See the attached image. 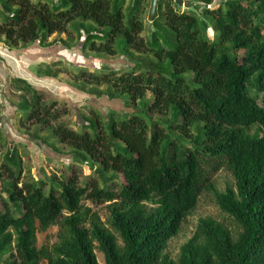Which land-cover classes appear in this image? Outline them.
<instances>
[{
    "label": "trees",
    "instance_id": "trees-1",
    "mask_svg": "<svg viewBox=\"0 0 264 264\" xmlns=\"http://www.w3.org/2000/svg\"><path fill=\"white\" fill-rule=\"evenodd\" d=\"M179 1L205 4L214 39L203 35L204 17L176 9L172 0L158 1L150 38L143 34L146 0H132L127 12L122 0H69L66 8L41 0H4L1 12L7 18L0 23V37L15 54L82 19L96 23V32L83 23L80 27L91 50L117 55V42L126 50L169 60L173 69L168 75L158 64L145 62L121 73L79 74V79L110 84L112 90L103 95L128 108L110 109L107 123L92 108V132L86 125L77 131L64 122L55 124L68 113L70 99L18 79L29 103L21 122L50 129L73 149V158L98 166L97 178L89 180H80L72 168L57 183L53 177L20 185V169L9 151L3 165L10 181L0 191V258L9 255L5 264H101L97 250L105 264H264V0H223L216 7H210L215 0ZM163 24L176 43L156 45ZM106 27L104 42L97 44L98 32ZM224 43L242 53L220 52ZM53 78L62 91L78 89ZM251 86L262 94L263 104L251 95ZM148 91L153 99L146 103ZM91 93L79 91L85 97ZM141 107H146L144 114ZM155 113L171 118H148ZM41 142L49 157L65 156L46 137ZM224 167L235 183L219 191L212 178ZM112 179L118 180L117 189L108 186ZM205 191L214 194L239 229L201 218L174 259L167 252L169 242ZM84 200L108 202L107 221ZM37 223L43 231L59 227L53 245L37 246Z\"/></svg>",
    "mask_w": 264,
    "mask_h": 264
},
{
    "label": "rangeland",
    "instance_id": "rangeland-1",
    "mask_svg": "<svg viewBox=\"0 0 264 264\" xmlns=\"http://www.w3.org/2000/svg\"><path fill=\"white\" fill-rule=\"evenodd\" d=\"M33 1L36 2L37 0ZM111 1L114 4L117 0ZM131 1L132 0H122L121 2L126 12ZM172 2L176 9L180 11L193 12L196 13L199 18L204 17L201 21L203 35L208 36L210 39L215 38L216 33L214 32L212 21L203 14L205 9L204 3L200 1L180 2L179 0H172ZM221 3H223V0H215L210 7H216ZM49 4L56 6L60 5L61 7L66 8L69 5V0H59L58 2L54 1ZM150 4L151 0H146V13L144 15L146 28L143 34L147 38L151 37V34L155 29L149 15ZM0 17L2 19L7 18L3 12L0 13ZM81 23H83L85 29H88V32H96V23L93 21L76 19L68 24L69 28L67 31L63 33H55L45 42L30 44L28 48L25 49V53L31 58L23 53L19 57L22 58V62L26 67H31V70L38 79L43 80V78L46 77H57V79H60L63 82V85H70L79 89L75 92L67 89H63L62 91L60 83L54 80V78L53 80L55 84L51 85L50 88L39 86L47 88L55 94L62 95V97H66L71 101L69 107L61 105L67 108L68 113L54 123L58 124L64 122L77 131H84V126L86 125L88 127L87 130L92 132L94 130V125H91V123L95 121V116L91 112L92 108H95L103 114L102 119L104 123H107V114L109 115L110 109L116 107L119 110L128 111V108H125L121 101L113 104L112 101H109L105 97L106 95H103L104 93L108 94L109 91L112 90L110 84L93 83L85 78L79 79V74L85 72V75H88V73L92 72L101 75L109 73L110 71L121 73L130 70L131 68H138V65H143L145 62L146 65L151 63L158 64L159 68L165 71L164 73L168 75L171 74L173 69L169 60L160 61L150 53L136 52L132 50V48L126 50L123 46H118L119 44L117 42L115 44V46L118 47L117 55L112 56L103 51H93L90 49V42L87 41L86 38L87 32H85V30H80ZM205 25L208 26L206 29L204 28ZM161 27L162 33L157 39L156 45H166L168 42L176 43L175 38L170 36L171 30H169L165 24L161 25ZM108 28L109 27H106L98 32L99 36L96 39L97 44L104 42L103 35L101 34L104 31L106 33ZM5 45L3 46L5 47ZM219 47L220 52L225 50L230 56L242 53V51H235L232 43L220 44ZM14 56L17 55L15 54ZM23 69L27 70L24 66ZM14 75V72L10 71L9 75L0 76V133L2 139L0 144V171L4 172V174L0 176V191H2V184L10 181L9 173L3 165V163L7 161L6 155L9 151H13V155L17 161L16 168L20 169V185L24 182H30L32 180L38 181L43 178L49 181L50 178L53 177H56L55 182L57 183L63 179L65 174L71 173L72 168H75V170L79 172L80 180L97 178V173L95 171L98 166L97 163L93 161H89L88 163L86 160H81L80 162V160L77 159V156L73 158V156L70 155L73 149L69 145L60 142L58 138L52 134L50 129L39 130L38 125L32 121L21 122L29 111V103L27 101L28 95L19 87L20 84H15ZM80 90L92 93L87 97L84 95L80 96ZM250 92L259 103L263 104L262 94L258 92L254 86L250 87ZM126 98L127 96L125 99ZM96 99L97 101H95ZM152 99L153 95L148 91L143 102L147 103ZM140 104L141 102H138V105ZM145 109L146 107H144L143 110L141 107L139 109L142 110L140 113L144 114ZM148 118L152 120H162L164 118H171V114L167 113L166 115H161L155 113ZM256 127L257 126L255 125L250 128L249 133H254ZM45 137L48 142L54 143L65 156H54L52 154L55 158L53 156L49 157V155L45 153L46 148L41 142ZM185 142L187 146H191L189 140H186ZM111 174L112 172L106 173L108 177ZM212 179L219 191H225L228 185H234L235 183L233 174L227 167L222 168ZM114 181L117 182L118 180H109L108 186L117 189V183ZM4 196H6L5 192ZM83 202L87 206H90L94 211H97L103 221H107L109 216L107 208L109 204L108 202L93 203L91 200H84ZM205 217H212L221 221L233 231L239 229L235 220L218 206L214 194L210 191H205L201 194L196 208L191 214H189L185 222L182 224L180 232L169 242L167 252L172 258L177 259L179 257L182 246L193 237L199 220ZM37 227V246L39 248L42 246H51L58 240L59 227L57 225H53L45 231L41 230L39 223H37ZM96 253L99 262L105 264L103 253L99 250H97ZM8 256L9 255H6L0 258V264H5V260ZM41 264H47V261L43 260Z\"/></svg>",
    "mask_w": 264,
    "mask_h": 264
},
{
    "label": "crops",
    "instance_id": "crops-1",
    "mask_svg": "<svg viewBox=\"0 0 264 264\" xmlns=\"http://www.w3.org/2000/svg\"><path fill=\"white\" fill-rule=\"evenodd\" d=\"M37 1H39V0H37ZM41 1L53 3L54 1L58 2L59 0H41ZM3 4H4V0H0V10L1 11H2ZM2 21H3V19L0 17V23ZM4 41H5V36H1L0 37V76L1 75H9L10 71H12L15 74L14 75L15 76L14 80L16 82L15 84H20L18 79H24L27 82H29L30 84H33L35 86H46L49 88L51 85L55 84L54 80L52 78H49V77L43 78V80L38 79L34 75V72L31 70V67L30 66L26 67V65H24V63L22 62V58L19 57L22 55V53L16 54L20 58V60H19V58L17 56H14L15 53L12 52L7 47V45H5L6 43ZM3 45H5V47ZM9 51H11V52H9ZM23 54L27 55L24 52H23ZM27 56H29V55H27ZM23 66L28 71L24 70ZM4 71H6V72H4Z\"/></svg>",
    "mask_w": 264,
    "mask_h": 264
},
{
    "label": "water",
    "instance_id": "water-1",
    "mask_svg": "<svg viewBox=\"0 0 264 264\" xmlns=\"http://www.w3.org/2000/svg\"><path fill=\"white\" fill-rule=\"evenodd\" d=\"M158 1H159V0H151L150 13H149L151 19H152V18L155 16V14H156Z\"/></svg>",
    "mask_w": 264,
    "mask_h": 264
}]
</instances>
